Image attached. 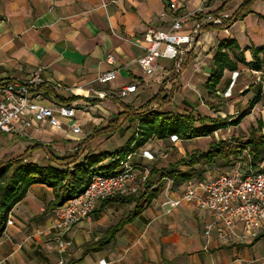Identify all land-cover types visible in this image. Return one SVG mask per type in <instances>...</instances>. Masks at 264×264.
<instances>
[{
	"label": "crops",
	"instance_id": "0c3cea01",
	"mask_svg": "<svg viewBox=\"0 0 264 264\" xmlns=\"http://www.w3.org/2000/svg\"><path fill=\"white\" fill-rule=\"evenodd\" d=\"M244 1L177 0L176 10L170 12L168 0H0V81L24 82L39 69L43 80L40 102L48 106H73L76 113L84 110L82 120L92 125V135L71 144L68 137L56 132L70 131L68 128L50 129L45 122H32L24 137H31L45 151V155H37V158L47 160L41 165H48L49 153L61 158L73 155L82 143L89 144L90 148L96 132L115 119L119 124L117 131L122 129L128 121L125 113L138 111L170 85L177 87L170 102L168 99L157 100L151 104V109L169 115H195L212 104L208 92L206 96L200 94L198 86L203 87L209 77L218 43L234 39L244 52L246 62L251 61L252 48L264 46V0H254L242 19L233 23L227 21ZM198 9L202 12L198 13ZM206 14L219 18L224 26L206 23L210 26L201 31L194 50L182 58L179 68L175 62L168 61L172 64L168 66L159 59L153 74L145 75L137 60L145 54L143 36L146 31H166L174 19L181 17L183 31L189 32ZM109 56L113 59L111 64L108 63ZM109 71L115 72V78L99 83L98 78ZM238 75V71H224L219 89L226 101L233 98ZM162 79L171 80V83L158 88ZM129 84L136 85V92L131 94L133 100L125 101L118 97V92ZM142 91H146L145 97H142ZM163 93V98L167 97V93ZM236 100L238 98L234 99L235 103ZM254 108L249 111L253 112ZM212 111L219 113L221 108ZM72 120L71 123L70 119L60 118L63 124L80 127L75 121L76 114ZM130 125L137 130V121L128 123L127 127ZM121 134L125 132L121 131ZM17 137L9 136L8 140ZM195 140L199 138H153L130 153L132 163L137 165L140 177L145 168L148 178L151 170L171 168L178 161H171L170 153L166 151L171 152L172 147L183 149ZM155 141L163 142L167 147L165 162L156 157L160 148ZM89 148L78 154L80 161L85 156H96L91 155ZM102 163L104 161L99 166L105 167ZM204 169L202 179L210 178L207 176L209 170L205 166ZM180 170L184 172L187 168L180 167ZM167 181L170 180L157 178L155 183H159L156 185L159 187L153 199L125 223L105 247L83 255L85 245L105 237L107 230L126 218L135 204L98 203L89 217L68 232L71 246L63 254L64 264H264V233L250 238L236 222L232 236L220 239L213 231L207 237L203 229L212 220L210 212L192 204H182L168 214V206L163 203L179 196L187 182L173 189L170 186L167 191ZM144 191H147L146 186L139 194ZM54 196L51 188L32 185L9 212L8 219L12 224L6 225L0 237V264H58L61 257L50 231V211L56 207ZM13 217L18 218L19 225Z\"/></svg>",
	"mask_w": 264,
	"mask_h": 264
},
{
	"label": "built area",
	"instance_id": "2783aa9c",
	"mask_svg": "<svg viewBox=\"0 0 264 264\" xmlns=\"http://www.w3.org/2000/svg\"><path fill=\"white\" fill-rule=\"evenodd\" d=\"M176 4L177 0H168V10L174 12ZM197 12L201 13L202 9ZM208 22L222 24L219 18L206 14L202 21L193 24L189 32L183 31L184 22L181 17L174 19L166 31L148 29L143 36L145 54L137 60V65L148 76L157 68L159 59L175 62L179 68L182 58L194 50L202 27ZM112 61L109 56L108 63L111 64ZM114 78L115 72L109 71L101 75L98 82L104 84ZM42 84L39 69L24 82L0 81L1 134L24 137L32 122H45L55 129L65 127L74 135L81 133L79 126L66 125L60 121V118L75 117L76 110L73 106H47L38 103L42 99ZM135 92L136 85L129 84L119 90L118 97L124 99ZM131 158L130 153L122 158H115L118 167L114 174L93 175L86 189L50 211V231L56 251L61 257L58 264H64L63 254L71 246V241L67 239L68 232L81 220L89 217L98 203L115 196H135L143 190L148 171L142 168L144 175L140 177L138 167L132 163ZM170 186L171 182L167 181V191ZM163 204L168 206V214L182 204H192L210 212L212 220L203 229V234L207 237L213 231L220 239L232 236V227L238 222L248 237L256 238L264 233V167L247 170L240 162H236L217 176L187 182L179 196L169 198ZM11 224L12 221L8 219L7 225Z\"/></svg>",
	"mask_w": 264,
	"mask_h": 264
},
{
	"label": "trees",
	"instance_id": "16d2710c",
	"mask_svg": "<svg viewBox=\"0 0 264 264\" xmlns=\"http://www.w3.org/2000/svg\"><path fill=\"white\" fill-rule=\"evenodd\" d=\"M254 0H245L238 10L227 20L233 23L244 17ZM168 6V2H167ZM210 24L202 27L206 30ZM224 25L218 26L222 27ZM239 51V59L234 61L230 56V51ZM250 62H246L244 52L240 51L234 39L222 40L218 43L214 56L212 58V67L209 77L203 87L209 96L215 95L223 79L224 71L236 72L239 69V63L247 66L251 71L264 73V46L252 48L250 51ZM258 94L256 99L249 102V109L240 112L238 117L231 122L220 117L210 118L208 116L192 115L191 113L181 115H169L164 112L154 111L151 104L157 100H166L163 94L151 99L145 106L138 111L125 113V119L129 123L137 121L138 127L121 148L112 153H101L96 156H85L80 161L78 153L70 156L56 158L48 154V165H40L31 161V154L40 148L39 143L27 147L24 153L0 161V237L3 234L8 221L9 212L19 203L27 194L28 189L35 184L44 185L51 188L54 193V206H60L65 201L74 198L88 186L93 175L103 174L112 175L116 172L118 162L115 158H122L131 153L136 148L141 147L149 140L156 138L159 140L169 139L171 137L180 140H192L197 138L213 137L218 130L226 128L228 125L237 126L241 120L248 115L254 105L261 98V87L257 86ZM75 99V98H72ZM116 119L96 132L100 134L113 135L119 128ZM264 122L259 119L257 127L250 131V137L243 142H238L231 146L227 141H210L204 151L195 150L178 160L173 167L163 169H153L150 171L145 182L147 191L139 196L130 197H110L103 202H118L121 204L135 203L134 208L128 213L127 217L122 219L116 226L107 230V235L93 243L84 246L83 255L95 252L105 247L112 239V236L132 218H134L148 204L158 191L159 183L156 179H168L171 181L172 189L192 179L202 180V174L205 172L204 166L201 169L195 167L199 164L207 165L212 168L220 161V167L230 168L239 159L241 153L248 148L245 168L256 169L264 161ZM263 131V132H262ZM259 133L258 137H256ZM110 159V163L103 167L99 163ZM244 161V160H243ZM51 164V165H50ZM180 167H186V171H181ZM206 167V166H205ZM103 172V173H101ZM154 186V187H153ZM153 188V189H151ZM151 189V190H150Z\"/></svg>",
	"mask_w": 264,
	"mask_h": 264
},
{
	"label": "rangeland",
	"instance_id": "374dc122",
	"mask_svg": "<svg viewBox=\"0 0 264 264\" xmlns=\"http://www.w3.org/2000/svg\"><path fill=\"white\" fill-rule=\"evenodd\" d=\"M215 53V51H214ZM230 56L231 58L236 61L239 59V53H236L235 50L230 51ZM245 57V55H244ZM162 64H166L168 66L172 65L170 62L165 61V60H160ZM212 67V61L210 64V68ZM174 73V72H173ZM238 79L236 83V89L233 91V98H230L228 101L221 97L223 95V91L218 89V93L215 95L210 96L211 100L213 101L212 104L206 105L207 107L201 108V110L197 111L194 116L199 115V116H208L210 118H216L220 117L221 119L228 120V122L234 121L240 112H243L245 110L249 109V102L253 101L256 99V95L258 94V88L257 86L261 87V98L259 101L254 105V110L253 112L248 113L247 116H245L239 125L234 126V125H228L226 128L218 130L214 133L213 137H205V138H199L198 141L190 142L188 145H185L189 150L187 151V148L183 146L178 148L177 150L172 147V151H166L167 153H170V159L171 161L174 160H179L180 158H183V156L188 155L195 150H200L204 151L207 149L208 144L210 141H227L231 146H235L238 142H243L246 141L250 137V131L254 127H257V121L261 119L264 122V73H254L250 70L247 69V67L244 64L239 63V69H238ZM172 76V75H170ZM174 77V76H172ZM171 83V80L168 79H162V81L158 82V88L160 86H165L166 84ZM222 82V81H221ZM255 82V83H254ZM252 85V86H251ZM171 87L167 89H162L161 94L163 92L167 93V99L168 102H170L172 96H173V91L177 89L176 85H170ZM247 86V88H246ZM239 90H242L241 93H238ZM257 90V92H256ZM198 91H200V94L206 96L207 92L202 86H198ZM150 93V91L148 92ZM146 91H142V97L146 96ZM141 97L138 98L140 100ZM238 98L236 100V103L234 99ZM131 101L133 100L132 95L128 96L125 98V101ZM137 100V101H138ZM167 102V103H168ZM43 105H46L45 102H38ZM137 103V102H136ZM166 103V104H167ZM165 104V103H164ZM164 104H159V106H163ZM214 104V105H213ZM236 104V105H235ZM210 105L213 107L210 108ZM48 106V105H47ZM235 107L234 110L231 112V108ZM115 108V107H114ZM216 108H221V111L219 113L213 112L212 109ZM152 109H154L152 107ZM82 110V109H81ZM84 111V110H82ZM82 111H78L76 113V120L78 124H80L81 127V135H74L70 131L64 130V131H56L59 132L61 135L64 137H68L70 139L71 144H75V141L77 139H82L87 136L92 135V125L90 123L84 122L82 119ZM70 122H74L72 119H70ZM129 122L127 121L125 123V126H122V129L116 130L112 136H106L104 134H100L92 138L91 143H90V148L89 144L86 145V143H82L77 147V151L75 153H78L81 155L84 153V150L89 148L91 155H98L101 153H112L118 148L122 147L128 139L136 133V128L134 125H130L127 127V124ZM130 124V123H129ZM52 129V128H50ZM130 129V130H129ZM121 131H124L125 134H121ZM264 131V130H263ZM262 131V132H263ZM259 133H257L256 137H258ZM10 135L6 134H0V161L9 159L12 157L19 156L24 153L25 148L33 146L34 143H37L36 141H33L31 137H17L13 141L8 140ZM156 142V141H155ZM160 150L157 152L156 157H160V160H163L165 162L164 156L167 155L164 153L165 148V143L163 142H156L155 143ZM185 148V150H184ZM175 149V150H174ZM180 150V151H179ZM37 152H34L31 154V160L32 162H35L37 164H40L43 161H47L43 158H37V155H45V151L43 149H37L35 150ZM183 152L184 154H181ZM247 153H248V148L246 147L245 150L241 153L239 156V159H243L240 161V163L245 167L247 160ZM124 157V156H123ZM168 161L169 158L167 157ZM110 163V159L104 160V163L102 165L107 166ZM220 161H217V164L213 166L212 168L208 167L207 165L204 164H199L195 168L196 169H201L202 166H206V168L209 170V173L207 176H217L223 171L226 170V168L220 167ZM260 168L264 167V161L259 164ZM258 168V167H257ZM103 173V172H101ZM13 220H15L16 224L19 225V220L16 217H13Z\"/></svg>",
	"mask_w": 264,
	"mask_h": 264
}]
</instances>
